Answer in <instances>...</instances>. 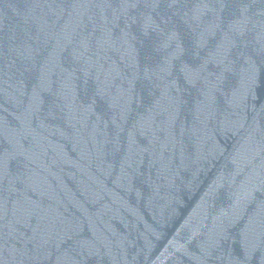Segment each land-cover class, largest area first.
Listing matches in <instances>:
<instances>
[{
  "label": "water",
  "instance_id": "obj_1",
  "mask_svg": "<svg viewBox=\"0 0 264 264\" xmlns=\"http://www.w3.org/2000/svg\"><path fill=\"white\" fill-rule=\"evenodd\" d=\"M42 0H0V78Z\"/></svg>",
  "mask_w": 264,
  "mask_h": 264
}]
</instances>
